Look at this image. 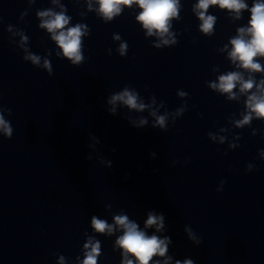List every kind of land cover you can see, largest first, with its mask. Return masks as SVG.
Instances as JSON below:
<instances>
[{"label": "clouds", "instance_id": "9594fccd", "mask_svg": "<svg viewBox=\"0 0 264 264\" xmlns=\"http://www.w3.org/2000/svg\"><path fill=\"white\" fill-rule=\"evenodd\" d=\"M99 12L105 17L106 20H111L115 15L121 12V6L131 7L133 4H137L142 11L136 17V19L142 23L143 27L147 29L148 35H152L154 32L163 37L169 32V20L177 15V0H98ZM210 5H219L221 9H228L237 14L239 18L240 11L247 8V5L242 0H199L196 4L198 9V16L202 21L200 25L201 30L204 33H211L213 31V25L215 17L212 15H205ZM251 18L249 21V27L238 29L239 35L231 39L232 50L229 56L235 61H239V67L248 69L252 72L262 71L260 63L255 61V57L264 56V2L256 3L251 7ZM40 17H49L44 19L41 23L42 28H46L52 33V39L62 49L63 55L71 60L74 64L80 63L83 59L81 55V36L86 34V26L82 24H76L74 27L65 29V26L69 23L70 17L66 16L63 12L53 13L49 11L39 12ZM245 35L250 36V39H245ZM116 39H119L117 36ZM164 44H168V40L162 41ZM174 43V41H173ZM159 47V45H156ZM127 45L122 43L120 45V53L123 55ZM33 63H39V57L30 55L28 57ZM44 66L49 67V63L45 60ZM237 82L240 83V91L246 92L254 86V80L249 78L243 80L242 74L239 72H229L226 75L219 77V83H212L210 85L213 89H218L222 93L230 94V98H235L233 89L236 87ZM259 95L256 93L248 96L247 108L250 112L244 115L243 120L237 122V126H243L248 124L251 119V113H255L257 117L264 118V80L260 81L257 85ZM184 95V93H180ZM117 102H121L127 105L130 109H137L142 111L146 106L143 103H137V96L133 92L125 89L119 94L113 95L109 100V103L115 105ZM115 112V108L111 109ZM182 111V110H181ZM156 115L155 112L152 113ZM147 121L141 119L138 126H143ZM156 124L161 128L166 126V116H158L156 118ZM0 129H2L6 136L12 135V128L8 122L5 121L3 115H0ZM224 138L221 137V140ZM92 228L98 233L107 232L111 235L114 230L122 229L123 234L116 239V245L123 249V261L122 264H134L132 259H129V255L134 256L138 264H149L154 256L164 257L167 251V245L171 242L169 237L159 238L156 235H146L144 231L139 230L137 223L130 221L127 215L114 216V224H108L106 221L92 217ZM155 226L157 231L164 228V216L155 215L153 213L148 214L145 227L149 228ZM189 231L190 239L195 240L196 237L192 234L191 229ZM84 259L81 264H97V258L101 255V245L98 240H94L89 237L88 242L84 244ZM63 260V258H61ZM168 257L164 264H168ZM155 264H160L157 260ZM176 264H181L179 260ZM184 264H193L192 260H185Z\"/></svg>", "mask_w": 264, "mask_h": 264}]
</instances>
